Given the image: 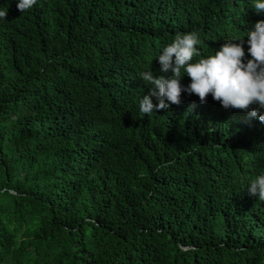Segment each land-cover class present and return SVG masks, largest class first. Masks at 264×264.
Listing matches in <instances>:
<instances>
[{
    "label": "trees",
    "instance_id": "obj_1",
    "mask_svg": "<svg viewBox=\"0 0 264 264\" xmlns=\"http://www.w3.org/2000/svg\"><path fill=\"white\" fill-rule=\"evenodd\" d=\"M3 9L0 264H264V201L245 186L264 173V123L210 95L138 109L140 73L159 74L177 33L197 31L208 55L264 13L250 0Z\"/></svg>",
    "mask_w": 264,
    "mask_h": 264
},
{
    "label": "clouds",
    "instance_id": "obj_2",
    "mask_svg": "<svg viewBox=\"0 0 264 264\" xmlns=\"http://www.w3.org/2000/svg\"><path fill=\"white\" fill-rule=\"evenodd\" d=\"M35 3L36 0H16V8L25 11ZM250 8L264 13V0H250ZM5 16L6 9L0 10V19ZM199 43L195 30L177 33L154 56L159 74L150 67L140 73V79L149 86L138 100L139 112L148 115L167 110L181 102L183 92L195 94L201 103L210 95L225 109L241 110L245 122L255 118L264 123V19L257 20L242 37L223 40L211 54L202 56L195 47ZM184 75L190 78L187 84L181 83ZM245 186L250 195L264 201V173Z\"/></svg>",
    "mask_w": 264,
    "mask_h": 264
}]
</instances>
